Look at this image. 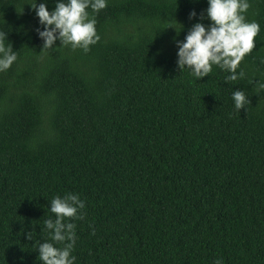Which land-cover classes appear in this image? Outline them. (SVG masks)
Returning <instances> with one entry per match:
<instances>
[{"label": "trees", "instance_id": "1", "mask_svg": "<svg viewBox=\"0 0 264 264\" xmlns=\"http://www.w3.org/2000/svg\"><path fill=\"white\" fill-rule=\"evenodd\" d=\"M31 2L0 0L17 51L0 72V264H42L28 232L64 247L41 228L66 193L85 204L65 218L75 264H264V0L235 81L176 65L207 0H107L87 51L42 49Z\"/></svg>", "mask_w": 264, "mask_h": 264}, {"label": "clouds", "instance_id": "2", "mask_svg": "<svg viewBox=\"0 0 264 264\" xmlns=\"http://www.w3.org/2000/svg\"><path fill=\"white\" fill-rule=\"evenodd\" d=\"M28 4L43 26L42 30L36 29L43 42L42 49H53L58 40L59 46L87 51L100 39L95 27L96 19L90 16L88 9L97 13L107 6V0H55L51 11L46 3L37 4V0ZM207 5L183 40L173 38L177 47L176 65L180 71L189 69L198 79L207 76L215 65L229 73L226 81H235L244 76L237 69L244 57L255 48L260 25L254 20L248 21L244 15L250 7L249 0H207ZM196 16L195 10L189 14L190 19ZM205 18L209 23L202 22ZM174 28L179 34L183 25L179 30ZM6 40L7 32L0 31V72L7 71L17 60V51L13 50L11 42L5 44ZM253 84L258 93L264 92V81L256 80ZM232 101L237 110L245 108L250 102L240 89L233 90ZM84 207V201L75 193L55 196L51 200L48 211L55 214V218H47L41 231L48 230L52 241L66 243L62 248L57 247L49 241L35 240V232H28L27 238L34 241L42 264H75L76 257L71 254L76 239L75 225L66 223L65 218L76 217Z\"/></svg>", "mask_w": 264, "mask_h": 264}]
</instances>
